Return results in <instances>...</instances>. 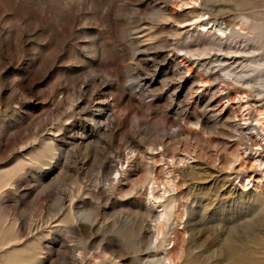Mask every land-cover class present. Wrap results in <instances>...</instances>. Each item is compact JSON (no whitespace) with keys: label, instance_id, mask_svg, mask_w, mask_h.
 Instances as JSON below:
<instances>
[{"label":"rangeland","instance_id":"obj_1","mask_svg":"<svg viewBox=\"0 0 264 264\" xmlns=\"http://www.w3.org/2000/svg\"><path fill=\"white\" fill-rule=\"evenodd\" d=\"M255 57L264 0H0V264L147 260L145 189L148 229L172 203L159 256L264 264L258 154L227 131L264 119Z\"/></svg>","mask_w":264,"mask_h":264},{"label":"bare ground","instance_id":"obj_2","mask_svg":"<svg viewBox=\"0 0 264 264\" xmlns=\"http://www.w3.org/2000/svg\"><path fill=\"white\" fill-rule=\"evenodd\" d=\"M190 25H194L195 27H198L197 25V22L194 21V22H190L189 23ZM205 25V24H204ZM221 30V29H219ZM224 32H222L223 34ZM188 42V41H187ZM190 43V42H189ZM197 46V45H196ZM165 47V46H164ZM167 48V47H166ZM217 48V47H216ZM168 49V48H167ZM171 50V49H170ZM200 50V49H199ZM164 51V49H163ZM201 51V50H200ZM208 53L211 51V48L207 47L204 49V52H207ZM213 51V50H212ZM187 53H191V50H188ZM198 53V51H197ZM207 54V53H204V55ZM211 54V53H210ZM194 57V56H193ZM182 60H180L181 62ZM251 61L253 63H257L258 65L257 66H252L249 70L250 71H253V72H262L264 71L263 69H260V67H264V60L261 59V58H253V60L251 59ZM224 62V61H223ZM183 63V62H181ZM192 69V68H190ZM228 70V69H227ZM249 71L247 70H244V71H241V72H235L233 70H229L227 75L230 76V78L232 77L234 79L237 78L236 81H243V79L245 78V75L248 73ZM250 74V73H249ZM261 76H264V74H260ZM184 77V76H183ZM258 78H260L258 76ZM182 79V78H181ZM218 79V78H217ZM257 79V78H256ZM201 84L203 87H207V86H211L212 85V82H210V79H201L200 80ZM248 83V81H246ZM244 83V81H243ZM251 83V82H250ZM252 87L254 89H257L256 87H264V79L263 78H260V80L258 79L256 82H254V84L252 85ZM213 88V87H212ZM193 93V92H192ZM261 92H259L257 95L253 94L252 95V99L248 98L249 95L248 94H245L246 95V101L250 103H256L257 104V107L259 106L260 108H264V102H262V100H260V96L258 97V95L260 94ZM261 95V94H260ZM188 96V95H187ZM229 100L232 102V98H229ZM262 103V104H258V103ZM255 104V105H256ZM251 108V107H250ZM109 112V111H108ZM223 112V111H222ZM261 114L264 115V109L261 111ZM260 114V115H261ZM231 116V115H230ZM229 118V117H228ZM227 118V119H228ZM264 118V117H263ZM237 121V119H236ZM216 123H219V122H216ZM222 123V122H221ZM212 124V123H211ZM230 125V124H229ZM232 125V124H231ZM176 131H179L176 130ZM227 131L229 132V136H232V137H238L239 141L241 142H248V141H251V147L255 150L256 154L257 155V161L255 162L252 158L248 159V158H244V157H241L240 158V162L238 164V168L236 167L237 170H247V172L249 173H254V174H248L247 177H246V181H249V183L247 184L246 182L243 183V191H247L248 190V186L253 183V186H255V183H260L262 182V177H264V119H259V120H256V122L254 123V121H248L246 122L245 124H241V122H237L235 123V127L234 126H231V128L227 129ZM228 134V133H227ZM260 139L262 141H260ZM236 140V139H235ZM255 146V148L253 147ZM239 157V156H238ZM116 165L114 164H111L109 165V168H108V173L113 170L115 168ZM240 172V171H239ZM257 172V173H256ZM121 175V174H120ZM118 177H113V179H117ZM161 178H162V174L160 172V170H156V173H155V176L153 178V182H152V186H151V194H152V199L154 201V203H156V200L158 197H160V195L158 196L157 194V186L158 184H160L161 182ZM230 182V181H229ZM155 184L157 186H155ZM246 188V189H245ZM246 193V192H245ZM163 195V194H162ZM161 195V196H162ZM143 198L144 200L146 199L147 202L144 203V206H141V207H144L142 209H144V214H142L143 216H145L140 222L141 223H137L136 225V233L139 237V240H140V244L143 246V245H146L148 243H150L151 245L152 244H155L154 247H151V245L148 247V249L146 250H151L153 251L154 253L153 254H150L148 257H147V260H143V258L140 256L136 257V258H131L130 259V262L127 263V264H175V259L172 257V259L170 257H166V256H159L158 254V249H159V246L161 243L165 242L166 240L164 239V235H163V231H164V226L167 225V222L170 221L171 219V206H172V203H168L166 205V208L167 210H169L168 212H165L161 215V218L162 220H159L158 222L155 221L154 223V228L155 229H148L147 228V216L149 215H153L155 214V210L152 209V206H151V200L148 198L147 196V190L145 189L144 192H143ZM163 197V196H162ZM159 203V202H158ZM151 224V223H149ZM137 237V236H136ZM142 251V250H141ZM136 256V255H135ZM113 257V256H112ZM76 260L79 262V263H82L85 261V256L84 255H79V256H75ZM108 258V257H107ZM110 258V257H109ZM117 259V258H116ZM118 261H121L118 259ZM123 261V260H122ZM74 263V262H73ZM124 263V262H123Z\"/></svg>","mask_w":264,"mask_h":264}]
</instances>
